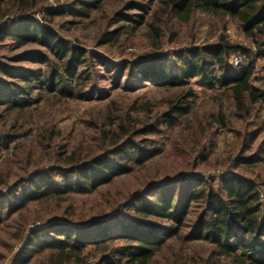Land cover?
Segmentation results:
<instances>
[{"label": "trees", "instance_id": "16d2710c", "mask_svg": "<svg viewBox=\"0 0 264 264\" xmlns=\"http://www.w3.org/2000/svg\"><path fill=\"white\" fill-rule=\"evenodd\" d=\"M102 1L80 0L68 13L86 18ZM160 3L149 23L159 38L169 26L188 24L202 13L215 18L221 28L236 22L251 47L222 34L212 42L190 43L168 54L137 57L123 48L124 59L113 62L68 45L46 26L24 21L11 27L5 21L8 17L0 16V38H10L19 46L36 43L59 64L49 62V70L39 80L36 70H17L0 62V104L12 120L0 130L4 152L0 186L8 190L0 192V264L31 225L11 264H91V255L97 256L92 264H264V77L258 78L259 85L252 83L257 60L264 58V0ZM37 4V0H10L8 12L26 16ZM62 10L49 14L60 15ZM145 14L138 16L137 25L143 24ZM119 16L129 24L105 33L104 40L119 48L129 36L130 48L139 37L132 26L136 21L130 15ZM233 55L236 62L231 61ZM89 60L115 70L116 78L126 72L128 78L184 89L154 113L137 99L123 96L85 109L77 121L88 129V139L70 148L56 121L60 111L53 97L82 96L86 72L79 70ZM191 79L204 88L220 89L226 106L221 103L205 123L197 121L177 154L183 152L193 170L197 162L210 168L213 162L206 153L212 146L207 141L210 130L215 126L230 130L233 119L240 121L241 128L234 129L235 142L216 163L227 175L217 179L167 174L153 182L145 174L137 181V191H129L126 198V193L107 191L91 211L73 207L72 194L101 193L158 156L163 146L156 136L172 132L190 111L195 96L188 86ZM33 80L51 95L44 98V108L30 107ZM75 129L73 124L71 130Z\"/></svg>", "mask_w": 264, "mask_h": 264}, {"label": "rangeland", "instance_id": "374dc122", "mask_svg": "<svg viewBox=\"0 0 264 264\" xmlns=\"http://www.w3.org/2000/svg\"><path fill=\"white\" fill-rule=\"evenodd\" d=\"M26 1V0H23ZM38 4L30 12H27L26 16H18L17 14H10L9 5L10 0H0V16L8 17L7 24L11 27L20 25V23L32 22L39 25H43L52 30L58 37L62 38L68 45L72 47H79L84 49L87 53H98L104 58L117 62L124 59L121 54V50L125 49V53H133L137 57H142L150 53H166L172 52V50L180 49L182 46H188L190 43L195 45L208 43L214 41L218 35H225L227 39L240 45L251 47V44L247 42L240 32L238 24L234 21H229L225 28H221L218 21L206 14L198 13L194 21L185 24L178 23L177 25L169 26L166 30L163 38H159L154 30L149 26L151 18L154 13L160 11L161 0H104L99 5V8L92 10L88 17H75L68 13L69 7L79 2L80 0H37ZM143 7V9H139ZM63 9V10H62ZM62 10L60 15H50L52 11ZM146 13V14H145ZM8 14V16H6ZM10 14V15H9ZM145 14L144 22L142 25H137L139 15ZM119 15H130L131 19H134L132 26H135L139 37L134 39L133 45L129 48V39L119 43V48L114 46L113 41H105V33L115 29L121 25H128L129 23L121 19ZM28 19V20H27ZM1 22V21H0ZM3 22L0 23V26ZM105 41V42H104ZM117 47V48H116ZM253 51L255 49L253 48ZM172 59V55L169 56ZM146 59V58H144ZM237 57L233 55L231 57L232 62H236ZM55 65H59L54 56L49 54L41 46L36 43H29L19 46L14 40L10 38H0V62L4 63L17 70H36L39 76V80L47 73L50 68L49 62ZM244 63V61H243ZM85 71L86 78L84 79V86L81 89V97L67 98V97H53L55 100V109H59L60 113L56 116V121L60 124L61 130L66 136L65 142L71 148L75 146L79 141L88 139V129L84 124L77 121L78 115H80L85 109L98 108L103 105H107L111 100L117 99L119 96H123L125 100L137 99L138 102L147 110L152 113L163 110L165 102L172 99L184 87L178 88H165L160 87L150 82H143L136 77H127V73H123L120 78H116L115 70L108 68L107 66L100 65L94 60L87 61V64L80 70ZM127 71V70H126ZM252 83L259 85L261 83V77H264V58H259L256 63L255 74L253 75ZM257 78V79H256ZM9 81H15L22 84L15 78H8ZM33 80L31 82L30 92V107L41 108L46 101L44 98H51L47 92L45 86L40 87V82ZM195 96L190 100V111L180 119V122L174 127L172 132L163 133L161 136H156L162 142L163 150L153 158L152 161L147 162L146 168L135 169L130 175L124 179H120L115 183L114 187L103 190L100 192H94L91 194H72L71 202L73 207L82 211H91L93 207L99 205L102 194L109 191L111 194H125V198L130 193H134L137 186V181L144 177L145 174L150 175V179L153 182L162 179L163 176L169 175L173 177L195 176H225L228 171L224 170V167L216 165L225 157V151L228 146H231L235 142L234 129L241 128L240 121L233 119V127L230 130L227 128H221L215 121L207 141L212 143L211 149L207 150V154L210 157L209 168L203 166L200 162L196 163V169L193 170L189 161L182 152V143H188L191 127L201 121L205 123L207 117L211 113H217L220 110V105L225 104L226 97L223 95L220 89H207L202 87L197 79H191L189 85ZM63 102V103H62ZM44 108V107H43ZM63 109H70V113H65ZM226 111V110H225ZM227 112V111H226ZM36 114V113H35ZM34 114V115H35ZM228 114V113H226ZM10 112L4 106L0 104V130H6L11 124ZM39 121H42L39 120ZM235 121V122H234ZM73 124L76 126L74 131L71 130ZM231 126V127H232ZM155 138V139H156ZM189 147L193 148V143H189ZM4 152L0 150V162ZM145 169H147L145 171ZM200 169V170H199ZM198 171H200L198 173ZM172 177V178H173ZM170 178V179H172ZM59 182L63 180L57 177ZM141 180V179H140ZM25 184L21 188H25ZM20 188V190H21ZM6 187L0 186V192H7ZM124 198V199H125ZM126 200V199H125ZM65 203L68 202H63ZM51 204V203H48ZM54 204V203H52ZM55 220V218H50ZM46 221V220H45ZM38 224V225H36ZM34 226H40L42 223H36ZM32 226V225H31ZM29 226L24 233V239L13 246L4 262L1 264H11V261L17 255L21 245L27 236V232L32 228ZM2 252V250H0ZM86 252H89L86 251ZM89 255V254H88ZM94 257V258H93ZM97 260V256H89L88 261L94 263Z\"/></svg>", "mask_w": 264, "mask_h": 264}, {"label": "built area", "instance_id": "2783aa9c", "mask_svg": "<svg viewBox=\"0 0 264 264\" xmlns=\"http://www.w3.org/2000/svg\"><path fill=\"white\" fill-rule=\"evenodd\" d=\"M36 225H38V224H36ZM88 264H90V263H88Z\"/></svg>", "mask_w": 264, "mask_h": 264}]
</instances>
